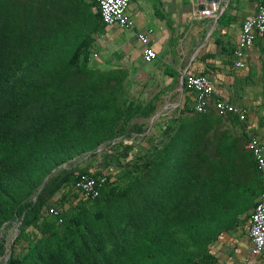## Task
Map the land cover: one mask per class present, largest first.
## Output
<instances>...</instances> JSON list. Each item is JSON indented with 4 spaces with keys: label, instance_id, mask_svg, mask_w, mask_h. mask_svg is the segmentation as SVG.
I'll list each match as a JSON object with an SVG mask.
<instances>
[{
    "label": "rangeland",
    "instance_id": "374dc122",
    "mask_svg": "<svg viewBox=\"0 0 264 264\" xmlns=\"http://www.w3.org/2000/svg\"><path fill=\"white\" fill-rule=\"evenodd\" d=\"M230 1H219L213 14L216 22L225 18ZM84 3L0 0V30L8 35V41L2 45L4 54H38L37 46L41 41L59 39L62 44L80 38H98L100 27L94 29V9H87ZM95 59L93 45L87 54L78 57L63 60L55 56L54 71L62 83L57 98L64 103L80 104L82 108L111 103L122 117L103 138L93 141L88 140L89 136H94L91 128H78L77 114L67 118L62 128L54 126L44 136L43 141L50 143L57 155L48 164L40 184L21 203L22 207L30 206L0 227V264L6 263L11 244L20 233L28 241L14 257L21 259L27 246H32L29 239L38 210L44 213L51 208L62 222L77 221L78 225L81 224L78 220L88 225L98 224L104 214L100 207L112 217L144 213L147 196L159 189L167 178H178L180 193L184 195L187 177L197 175L199 187L215 172L219 177L215 188L223 193L224 204L229 209L240 210L233 227L248 220L259 188L256 171L231 119H220L211 111L193 112L191 95L180 83L183 66L157 65L153 70H143L146 76H142V69L138 70L139 75L128 76L126 70L108 69L96 64ZM47 81L46 76L38 80L39 83ZM55 106L50 96L29 104L20 112L14 133H24L34 119L52 117ZM65 139L77 140L83 146L78 153L61 158ZM88 169L96 172L92 174ZM76 174L105 176L99 208L72 189L71 180ZM197 193L198 190L180 199L177 211L193 208ZM58 201L62 205H58ZM47 242L57 252L52 234Z\"/></svg>",
    "mask_w": 264,
    "mask_h": 264
},
{
    "label": "trees",
    "instance_id": "16d2710c",
    "mask_svg": "<svg viewBox=\"0 0 264 264\" xmlns=\"http://www.w3.org/2000/svg\"><path fill=\"white\" fill-rule=\"evenodd\" d=\"M258 1L264 5V0ZM84 5L89 10L94 9V29L102 27L95 1L88 0ZM58 40L41 41L37 46L38 54L5 55L2 45L8 41V35L0 30V227L30 206L22 207L21 203L40 184L48 164L55 159L57 150L43 141L52 127L62 128L67 118L77 114L78 128H91L94 136H89L88 140L93 141L103 138L122 117L111 103L82 108L80 104L64 103L57 98L62 83L54 71L55 56L63 60L78 57L87 54L94 43L93 38L62 44ZM45 76L48 81L39 83ZM46 96L56 102L54 115L34 119L24 133H14L20 112ZM63 144L61 158L78 153L83 146L69 139ZM218 178L215 172L211 173L198 187L199 177L189 176L184 195L180 193L178 178H167L159 189L147 196L144 213L134 212L122 217H112L100 207L103 188L92 201L104 213L94 225L83 220H78L79 225L77 221L65 223L58 214L38 210L29 239L32 246H27L21 259L14 257L28 241L20 233L11 244L5 264H204L207 246L233 228L240 212L237 207L229 209L224 204L223 193L215 188ZM196 190L194 207L177 211L179 200ZM57 203L62 205L61 201ZM76 209L80 214V208ZM50 234L56 241L57 252L47 242ZM1 253L0 245V256Z\"/></svg>",
    "mask_w": 264,
    "mask_h": 264
},
{
    "label": "crops",
    "instance_id": "0c3cea01",
    "mask_svg": "<svg viewBox=\"0 0 264 264\" xmlns=\"http://www.w3.org/2000/svg\"><path fill=\"white\" fill-rule=\"evenodd\" d=\"M258 2L231 0L225 18L216 22L196 19L190 0H131L127 14L137 30L148 32L149 47L156 59L149 64L143 62L142 47L131 31L102 26L93 43L96 64L126 70L128 76L139 75L141 69L142 73L153 70L157 65H182L180 74L206 76L215 96L247 111L249 127L264 150V36L244 53L243 69L236 70L232 65L239 25ZM258 186L253 203L260 192ZM247 226L248 220L221 233L207 246L204 264H264V251L259 256L250 254Z\"/></svg>",
    "mask_w": 264,
    "mask_h": 264
},
{
    "label": "built area",
    "instance_id": "2783aa9c",
    "mask_svg": "<svg viewBox=\"0 0 264 264\" xmlns=\"http://www.w3.org/2000/svg\"><path fill=\"white\" fill-rule=\"evenodd\" d=\"M99 21L104 27H115L131 31L135 41L142 47V60L152 63L156 59L155 52L149 47L148 32L135 28L134 21L127 14L131 0H94ZM194 12L196 19L214 18L215 8ZM264 36V5L256 3L253 11L240 23L235 48L232 53V65L236 70L244 68V53L252 47L257 38ZM181 87L191 95V107L194 113L204 114L211 111L220 119H233L238 132L244 140V149L253 162L259 178L260 192L248 215L247 237L251 244L250 254L259 256L264 251V150L251 131L244 108L233 106L228 101L215 96L211 81L203 75L184 73L180 78ZM106 178L103 175L92 176L76 174L71 182L72 189L87 201H93L103 190ZM48 213L57 215L53 209Z\"/></svg>",
    "mask_w": 264,
    "mask_h": 264
},
{
    "label": "water",
    "instance_id": "95a60500",
    "mask_svg": "<svg viewBox=\"0 0 264 264\" xmlns=\"http://www.w3.org/2000/svg\"><path fill=\"white\" fill-rule=\"evenodd\" d=\"M194 12L202 10H212L213 4H218L220 0H190Z\"/></svg>",
    "mask_w": 264,
    "mask_h": 264
},
{
    "label": "bare ground",
    "instance_id": "6f19581e",
    "mask_svg": "<svg viewBox=\"0 0 264 264\" xmlns=\"http://www.w3.org/2000/svg\"><path fill=\"white\" fill-rule=\"evenodd\" d=\"M212 6H216V4H213Z\"/></svg>",
    "mask_w": 264,
    "mask_h": 264
}]
</instances>
